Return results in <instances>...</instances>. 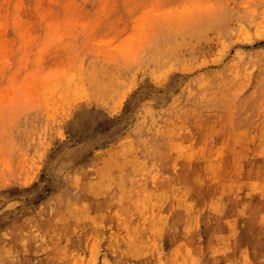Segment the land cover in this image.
Wrapping results in <instances>:
<instances>
[{"label":"rangeland","instance_id":"374dc122","mask_svg":"<svg viewBox=\"0 0 264 264\" xmlns=\"http://www.w3.org/2000/svg\"><path fill=\"white\" fill-rule=\"evenodd\" d=\"M0 264H264V0H0Z\"/></svg>","mask_w":264,"mask_h":264},{"label":"bare ground","instance_id":"6f19581e","mask_svg":"<svg viewBox=\"0 0 264 264\" xmlns=\"http://www.w3.org/2000/svg\"><path fill=\"white\" fill-rule=\"evenodd\" d=\"M222 198V197H221ZM220 198V199H221ZM215 200V199H214ZM222 200V199H221ZM216 201V200H215ZM220 201V200H219ZM219 201H218V203H219ZM214 203V202H213ZM232 203V202H231ZM214 204H216V203H214ZM210 206V205H209ZM215 206V205H214ZM179 207L180 206H178V209H179ZM183 207V206H182ZM208 207V206H207ZM212 207V206H211ZM176 208V207H175ZM185 208V207H184ZM187 208V207H186ZM218 208L220 209V207L218 206ZM219 209H217V211L219 210ZM207 211V210H206ZM214 211H216V210H214ZM188 212V211H187ZM191 212V211H190ZM214 213V212H213ZM219 213V212H218ZM184 214V213H183ZM200 214H202V212L200 213ZM193 215V214H192ZM221 215V214H220ZM199 216V215H198ZM201 217H202V215H201ZM195 217H193L192 219H194ZM195 220V219H194ZM203 221V220H202ZM201 222V221H200ZM199 222V223H200ZM198 223V222H197ZM203 223V222H202ZM166 224V223H165ZM221 225V224H220ZM219 225V226H220ZM161 227V226H160ZM168 228V227H167ZM162 229V228H161ZM159 230V229H158ZM199 234V233H198ZM199 238V237H198ZM215 239V238H214ZM218 240V239H217ZM219 240H220V238H219ZM132 244V243H131ZM218 244V243H217ZM216 245V244H215ZM219 245V244H218ZM215 247V246H214ZM182 249V248H181ZM216 249V248H215ZM183 250V249H182ZM177 251H178V249H177ZM189 253V252H188ZM187 254V253H186ZM182 256V255H181ZM180 257V256H179ZM135 259V258H134ZM198 262V261H197Z\"/></svg>","mask_w":264,"mask_h":264}]
</instances>
